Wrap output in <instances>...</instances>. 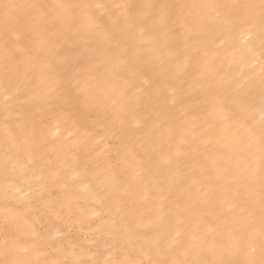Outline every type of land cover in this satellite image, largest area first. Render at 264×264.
Segmentation results:
<instances>
[{
	"label": "snow or ice",
	"instance_id": "6c2138e0",
	"mask_svg": "<svg viewBox=\"0 0 264 264\" xmlns=\"http://www.w3.org/2000/svg\"><path fill=\"white\" fill-rule=\"evenodd\" d=\"M0 21V264H264V0L4 2ZM77 37L97 44L86 64L57 51ZM149 72L171 108L196 96L203 151L163 131L189 110L165 113L158 130L133 107ZM95 111L99 130L87 122ZM157 131L180 136L175 153L154 150ZM88 144L95 166L77 153Z\"/></svg>",
	"mask_w": 264,
	"mask_h": 264
},
{
	"label": "bare ground",
	"instance_id": "6f19581e",
	"mask_svg": "<svg viewBox=\"0 0 264 264\" xmlns=\"http://www.w3.org/2000/svg\"><path fill=\"white\" fill-rule=\"evenodd\" d=\"M4 2L9 3H16L19 5H25L29 3H55L58 2V0H0V4ZM66 2L70 3H89V4H96V3H103V4H114V3H132V4H144V3H158V4H185V3H200L204 2V0H66ZM216 2L219 3H237V2H254L258 3L259 0H216ZM28 10L21 9V15L25 14ZM98 14H100L98 12ZM104 22H108V17H104ZM2 23V21H0ZM2 35V34H0ZM31 39V36L28 34H25L22 37V42L24 44H28ZM2 43V41H0ZM97 46V44L92 39L88 38H82L77 37L75 40H68V41H61V44L57 46V51L61 53V55H69V56H76L82 63H85L90 59L92 55V50ZM4 77V67L2 63V52H0V80H2ZM151 78V73L149 72L147 76H142L141 80L139 82V86L136 89H133V94L135 97V103L133 104L134 108H138L141 113L145 116L146 119H148V128L151 129L153 127L157 128L158 130L161 127V123H164V114L168 113V115H171L172 113H176V115H180L183 113L186 109L189 110V114L184 117V121L175 123L173 125V121L170 119L166 123H164L163 131L164 133H167L168 128L170 126H174L177 130V132L180 133V136L186 135L188 139V143L183 146V150L185 153L188 152H195L197 146H199L200 150L203 151L204 148L207 146L206 144L202 143L201 140L196 139V137L208 130V124L206 123L207 120V113L204 111L201 107L197 106L196 103V96L194 94H191L189 92H185L184 96L181 97L177 102L176 108H171V105L173 104V100L167 97V94L164 92H158L155 84L150 83L149 80ZM253 95L256 96L258 100V92H253ZM0 106H2V99H0ZM17 107H21V105H17ZM24 111H28V106L24 105L22 106ZM171 109L169 112L168 110ZM101 116L97 120L93 118L94 120H91L95 122L97 125V129L99 130L100 125L98 122L103 121L104 119V113L102 111ZM157 117H159V121L157 120ZM2 119L3 114L2 111H0V152H2ZM88 119V118H87ZM89 119L88 123L91 122ZM186 122L187 131L181 128V123ZM94 124V123H93ZM194 129L198 131H193ZM121 134H118V137H120ZM129 136L132 135V133L128 134ZM142 132L138 130L136 132V139L138 141L137 143V149L143 153V151L148 147L147 144H143L141 141ZM180 136H177L175 141H170L167 135H164L161 137L160 131H157L156 133V143L154 145V150L156 152H159L161 149L164 151H168L169 147L171 146V151L173 153L176 152V145L180 144ZM216 138L218 139L219 136L217 134ZM99 139V137L97 138ZM204 140H207V137H204ZM110 141L117 142V139L110 138ZM94 145L88 144L83 145L81 147L77 148V153L81 159V163L87 165V162L91 164L92 166H95V164L98 161L97 158V152L91 151L92 147ZM99 151V149L97 150ZM135 165H139L140 160L137 158V160L134 162ZM88 164V165H89ZM182 166V165H181ZM180 177L178 176L177 179ZM0 182H2V177H0ZM60 196L63 197V192H59ZM55 196V195H54ZM3 199L0 198V209H2L3 205ZM15 203V202H13ZM81 204H87V201L81 200ZM152 205L149 202H144L140 206V211L147 212L151 210ZM79 227V226H78ZM75 227V228H78ZM74 228V229H75ZM70 230V229H69ZM80 231V229L78 228ZM73 231V230H72ZM71 231V232H72ZM1 233V230H0ZM82 235V234H81ZM82 237V236H81ZM50 254L54 257V253L51 252Z\"/></svg>",
	"mask_w": 264,
	"mask_h": 264
},
{
	"label": "rangeland",
	"instance_id": "374dc122",
	"mask_svg": "<svg viewBox=\"0 0 264 264\" xmlns=\"http://www.w3.org/2000/svg\"><path fill=\"white\" fill-rule=\"evenodd\" d=\"M101 114V112H98V111H95V112H92V113H90L89 115H88V119H87V122L89 121V119L91 120V118L89 117V116H93V118L95 119V120H97L98 118H99V116H101L100 114ZM98 114H99V116H98ZM92 118V120H94ZM91 120V121H92ZM94 120V121H95ZM96 122V121H95ZM95 122H93L92 121V123H94L95 124ZM89 123H91V122H89ZM112 142V141H111ZM112 143H114V142H112ZM89 164V162H87V165ZM89 165H91V164H89ZM61 190L59 189V188H55V189H51L50 190V195L52 196V197H57V196H60V194H59V192H60ZM55 195V196H54ZM76 227H78V226H76ZM79 228V227H78ZM78 228H69L68 229V233H69V237H70V239L74 242V243H77V242H82L83 240H84V234L81 232V231H79L78 230ZM0 230H1V233H0V235H2V232H3V229H2V226H0ZM73 230V231H72ZM72 231V232H71ZM82 234V235H81ZM82 236V237H81ZM51 250V249H50ZM51 252L52 253H54V251L53 250H51ZM55 254V253H54Z\"/></svg>",
	"mask_w": 264,
	"mask_h": 264
}]
</instances>
